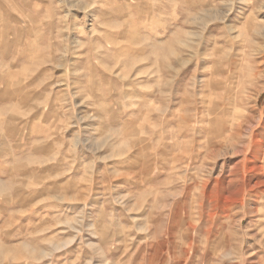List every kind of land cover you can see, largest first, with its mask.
<instances>
[{
  "label": "rangeland",
  "instance_id": "obj_1",
  "mask_svg": "<svg viewBox=\"0 0 264 264\" xmlns=\"http://www.w3.org/2000/svg\"><path fill=\"white\" fill-rule=\"evenodd\" d=\"M263 92L264 0H0V264H264Z\"/></svg>",
  "mask_w": 264,
  "mask_h": 264
},
{
  "label": "bare ground",
  "instance_id": "obj_2",
  "mask_svg": "<svg viewBox=\"0 0 264 264\" xmlns=\"http://www.w3.org/2000/svg\"><path fill=\"white\" fill-rule=\"evenodd\" d=\"M195 1V0H194ZM206 3H208V2H206ZM203 4V3H202ZM201 4V5H202ZM209 6V5H208ZM198 20V19H197ZM253 42V43H252ZM251 42V51H253V50H257L258 49V47H260L259 46V43L258 42H256V41H252ZM195 47V46H194ZM217 56V55H216ZM218 57V56H217ZM221 58V57H220ZM217 61V60H216ZM236 63V62H235ZM234 63V64H235ZM199 65V64H198ZM258 64H257V61H255V60H253V61H251V62H249V64H248V67H249V74H248V77H249V79H250V82L251 81H254L255 79H256V77L258 76ZM198 68V67H197ZM176 70V69H175ZM241 74V73H240ZM236 75V74H235ZM229 76V75H228ZM261 78V77H260ZM216 80V79H215ZM218 81V80H217ZM249 81V80H248ZM193 84V83H192ZM169 85V84H168ZM194 87V86H193ZM197 88V87H196ZM194 92V91H193ZM249 98V97H248ZM245 102V101H244ZM243 102V103H244ZM196 111V110H195ZM197 114V113H196ZM251 115V114H250ZM236 118H235V120H239V119H242V122H239V123H235V125H236V130H235V133L237 134V135H241L242 133H243V124H245V125H247V129H246V132H245V134H246V141H245V144H244V146H243V151L242 152H245L246 153V150H247V148H248V146L250 145V142H251V136L252 135H254V144H256L257 143V145H259L260 147V149L261 150H264L263 149V147L262 146H264L263 144H262V142H260L259 140H258V136L260 135L261 136V134L262 133H264V121H263V119L259 116V118L258 117H256V116H249L247 113H245L244 111H237V114H236ZM263 117V116H262ZM191 120V119H190ZM192 121H194V120H192ZM197 122V121H196ZM192 124H194V123H192ZM191 129V128H190ZM245 130V129H244ZM264 135V134H263ZM261 139V138H260ZM256 145V146H257ZM255 146V147H256ZM203 147V146H202ZM200 148V147H199ZM197 150V149H196ZM212 150V149H211ZM257 150V149H256ZM260 150V151H261ZM195 151V150H194ZM193 152V151H192ZM260 153V152H259ZM261 153H264L263 151L261 152ZM258 155V154H257ZM197 156V155H196ZM246 155L244 154V159H242V160H240L237 164H236V168H242V170H243V168L245 167V166H248V165H246L247 163H250L251 162V159L250 158H246L245 157ZM255 156V155H254ZM255 158H256V156H255ZM258 159V158H257ZM195 162V161H194ZM198 162V161H197ZM245 162H246V164H245ZM254 162H255V159H254ZM193 164V163H192ZM255 165V164H254ZM260 167V166H259ZM263 167V166H262ZM262 167H261V169H262ZM248 168V167H247ZM234 169V168H233ZM253 169V168H252ZM241 170V169H240ZM260 171V170H259ZM257 175V174H256ZM260 175V174H259ZM260 178V177H259ZM195 184V183H194ZM194 188H195V185L193 186ZM189 190H193V189H190L189 188ZM251 190H252V188H251ZM193 192V191H192ZM195 192H197V191H195ZM196 194V193H195ZM198 194V193H197ZM196 194V195H197ZM193 195V194H192ZM191 195V196H192ZM195 197H198V196H195ZM197 199V198H196ZM199 202V201H198ZM197 202V203H198ZM191 204V203H190ZM200 204V203H199ZM191 206V205H190ZM199 206V205H198ZM201 206V205H200ZM204 208V207H203ZM191 209V208H190ZM196 209V208H195ZM196 211V210H195ZM203 211H204V209H203ZM197 212V211H196ZM199 212V211H198ZM196 219V218H195ZM194 222H195V220H194ZM191 223V222H190ZM214 224V223H213ZM198 225V224H197ZM193 228H195V226H193ZM210 229H211V227H210ZM219 229H221V228H219ZM198 230V229H197ZM197 230H195V231H197ZM218 231V230H217ZM212 232V231H211ZM225 232H227V231H225ZM214 233V232H213ZM193 237V236H192ZM226 238V237H225ZM232 239V238H231ZM230 241H232V240H230ZM232 243V242H231Z\"/></svg>",
  "mask_w": 264,
  "mask_h": 264
},
{
  "label": "trees",
  "instance_id": "obj_3",
  "mask_svg": "<svg viewBox=\"0 0 264 264\" xmlns=\"http://www.w3.org/2000/svg\"><path fill=\"white\" fill-rule=\"evenodd\" d=\"M263 93H264V92H263ZM263 93H262V94H263Z\"/></svg>",
  "mask_w": 264,
  "mask_h": 264
}]
</instances>
